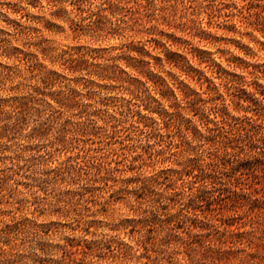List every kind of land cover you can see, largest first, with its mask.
<instances>
[{
	"label": "rangeland",
	"instance_id": "obj_1",
	"mask_svg": "<svg viewBox=\"0 0 264 264\" xmlns=\"http://www.w3.org/2000/svg\"><path fill=\"white\" fill-rule=\"evenodd\" d=\"M63 2L0 3L8 10L0 19L12 29H0V56L14 61L0 64V85L8 82L13 93L0 97V141H8L0 143V191L8 197L0 198L8 206L0 216L15 221L0 229V242L14 250L28 226H39L28 217L15 219L28 202L21 193L13 213L16 193L46 192L53 181L73 176L86 184L55 199L74 202L81 220L100 196L106 197L103 213L135 196V217L121 214L114 228L133 237L143 233L137 259L144 264H264V0L245 5L242 26L250 31L232 22L229 0H103L90 13L80 0L83 22L73 21L70 29L55 23L67 15ZM106 44L119 54L111 55ZM25 73L42 86L27 93L23 82L11 84ZM57 84L62 90L49 91ZM45 96L60 105L55 119H63L58 142L65 158L63 167L43 172L51 181L37 182L38 158L22 155L36 146L20 145L17 137L29 114H40L34 106ZM185 154L179 169L162 167L158 179L124 181L142 183L141 191L118 185L122 170L143 172ZM53 211L62 214L59 207ZM100 223L89 217L84 231ZM126 240L123 233L113 237L108 256L99 258L130 260ZM92 251L86 241L68 238L64 264ZM0 256V264L15 259Z\"/></svg>",
	"mask_w": 264,
	"mask_h": 264
},
{
	"label": "clouds",
	"instance_id": "obj_2",
	"mask_svg": "<svg viewBox=\"0 0 264 264\" xmlns=\"http://www.w3.org/2000/svg\"><path fill=\"white\" fill-rule=\"evenodd\" d=\"M4 0H0L3 3ZM44 0H42V3ZM230 3L235 5L233 13L235 19L232 21L238 26H241V31H246L242 26L244 20V8L248 3V0H229ZM80 0H64L62 7L68 10L67 15L63 19H58L55 23L62 25L65 29H70L73 25V21L83 22L84 13L77 11V5ZM97 6L103 7V0H83L82 7L86 12H91ZM5 8H0V13L7 12ZM11 15V13H9ZM14 19H20L19 16H13ZM90 20V17H89ZM0 29H6L7 31H12L9 25L5 24L3 19H0ZM240 37H237L239 39ZM123 41L113 40L112 44L119 45ZM245 43L248 41L245 39ZM108 47L111 55H118L119 52L112 51V45H104ZM238 55H243V53H237ZM135 55V53H131ZM14 61H9L3 56H0V64H11ZM123 66V65H122ZM78 75L84 76L86 78L95 79V77H88L87 73H80ZM27 73L23 76L15 78L11 81V84H16L23 82L26 84L27 93L32 92V85L42 86L39 83V78L36 80H29L26 78ZM9 83L6 82L0 85V97H7L13 95V93L7 91ZM63 86L57 84L55 87L50 88L49 91L55 93L58 90H62ZM85 89H81L84 91ZM102 95H115V93L102 92ZM44 101L41 104L34 106V109H40V114L38 115L35 110H33L27 119V122L23 125L20 134L17 137V142L20 145H33L36 146L35 152H25L22 153L25 159L31 156L38 158V163L34 166L32 175L36 178L37 182L52 180L51 176H44L43 172L53 168L63 167L62 161L64 160L63 146L58 142V139L62 136L61 125L63 124V119L56 120L55 112L60 109V105L52 97H41ZM6 111H12V109H6ZM113 114L115 111L113 110ZM13 119L10 123H15L17 114L12 112ZM77 122L79 118H77ZM33 129H37L36 134L33 136ZM43 129V130H41ZM71 139V136H69ZM8 141L3 140L0 143H7ZM155 147V143L153 145ZM59 148L61 151L58 153L56 149ZM16 151H20L19 148ZM3 155V153H0ZM186 159L185 156L177 155L176 157L169 156L170 162L167 164L157 162L158 166L145 167L143 172H129L127 170H122L121 174L117 176V182L120 187L125 189H134L136 191H141L143 189L142 183H134L131 185L125 184L124 181L129 180L132 177H140L143 180H150V178L156 177V173L162 167L176 168L181 167V162ZM4 164H0V168H4ZM158 179V177H156ZM19 179V177H18ZM75 181V182H74ZM86 181L80 180L79 177L68 176L65 183H56L53 181L47 186L46 192H41L37 188H33L31 194L25 192L21 189L20 193H16L13 196L11 211L16 212L15 200L19 198L21 193L27 197L28 202L25 211L21 212L15 219H22L23 217H28L31 220L38 222V227L28 226L26 231L23 232L19 239L15 241L17 247L14 250H10L4 243L0 242V252L5 253L8 257H14L13 264H46V262H52V264H64V252L63 249L68 247V238L75 239L77 241H86L92 248L93 251L87 256H81L80 261L75 262V264H144L143 261L137 259L139 254L143 251L141 247L143 243V233L133 237L128 236V230L120 229L116 230L114 226L118 225L121 214L135 217L136 208L133 205L139 204L136 201L135 196H130L123 204L112 205L107 213L102 212V206L106 204V197L100 196L97 198V203L90 207V210L84 214L83 219L74 211V202H70L65 199H61L58 203L55 197L60 196L64 191L71 189L72 191L81 190L82 185H85ZM103 187V185H100ZM15 188L16 185H11ZM160 191H164L160 189ZM33 197L39 198V203L33 205L31 200ZM0 198L7 199V194L5 191H0ZM127 205V207H125ZM147 207V204L144 205ZM8 206L0 204V210L6 209ZM61 208L62 214H55L53 209ZM44 211L45 215L40 217L38 211ZM117 209L121 211H117ZM80 212L83 213V206L80 208ZM93 220H99L101 223L97 228H94L91 232H85L84 226L87 223L88 218ZM0 229L4 228V224L14 223V219L10 217L0 216ZM53 222H55L57 227H53ZM63 225H70L71 227H63ZM51 228V231H49ZM123 235L127 236L125 244H130V248L126 251L131 252L130 260H113L109 258L100 259V256H108V248L106 244L112 240L113 237L119 239ZM161 236L163 233L160 234ZM159 239V237L157 238ZM23 241V243H21ZM5 256H0V260H4ZM155 259V258H154Z\"/></svg>",
	"mask_w": 264,
	"mask_h": 264
}]
</instances>
